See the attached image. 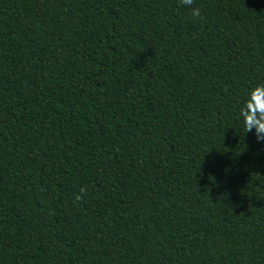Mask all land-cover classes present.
<instances>
[{"label":"trees","instance_id":"1","mask_svg":"<svg viewBox=\"0 0 264 264\" xmlns=\"http://www.w3.org/2000/svg\"><path fill=\"white\" fill-rule=\"evenodd\" d=\"M193 7L0 0V264H264V0Z\"/></svg>","mask_w":264,"mask_h":264},{"label":"clouds","instance_id":"2","mask_svg":"<svg viewBox=\"0 0 264 264\" xmlns=\"http://www.w3.org/2000/svg\"><path fill=\"white\" fill-rule=\"evenodd\" d=\"M181 7L191 9L193 17H200L201 10L198 7H193L194 0H179ZM239 115L242 118L246 133H253L257 142L264 143V83L253 87L243 106L239 110ZM87 195L85 188H80L79 193L75 194L76 202L83 201Z\"/></svg>","mask_w":264,"mask_h":264}]
</instances>
